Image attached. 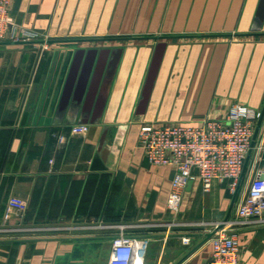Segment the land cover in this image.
I'll return each instance as SVG.
<instances>
[{
  "label": "crops",
  "instance_id": "0c3cea01",
  "mask_svg": "<svg viewBox=\"0 0 264 264\" xmlns=\"http://www.w3.org/2000/svg\"><path fill=\"white\" fill-rule=\"evenodd\" d=\"M10 14L39 37L0 42V229L126 224L150 239L144 264H207L209 227L147 232L173 221L176 168L149 164L139 129L262 111L264 0H11ZM11 197L28 206L6 220ZM233 198L195 179L174 221H223ZM8 232L0 264H108L117 233ZM238 240L240 264H264V228Z\"/></svg>",
  "mask_w": 264,
  "mask_h": 264
},
{
  "label": "built area",
  "instance_id": "2783aa9c",
  "mask_svg": "<svg viewBox=\"0 0 264 264\" xmlns=\"http://www.w3.org/2000/svg\"><path fill=\"white\" fill-rule=\"evenodd\" d=\"M10 5L11 0H0V42L37 39L38 34L15 23ZM260 114L255 108L234 104L221 120L204 119L194 126L155 122L140 126L138 143L149 164L155 167L174 165L176 168L166 203L167 211L174 216L181 212L184 191L195 179L201 182L205 193H209L216 182H228L230 192L235 193ZM87 131V125H78L71 132L85 134ZM261 135L262 129L246 168L245 188L238 193L235 211L228 220L198 224L173 220L156 226L166 228L167 234L180 226L209 227V232L214 234L209 238L212 255L207 264H240L238 232L264 228V136ZM27 206L23 199L11 197L5 219L8 220L13 211L25 212ZM130 227L126 224L103 227L117 231L112 239L108 264H144L150 239L128 234ZM182 242L188 245L191 240L184 236Z\"/></svg>",
  "mask_w": 264,
  "mask_h": 264
},
{
  "label": "rangeland",
  "instance_id": "374dc122",
  "mask_svg": "<svg viewBox=\"0 0 264 264\" xmlns=\"http://www.w3.org/2000/svg\"><path fill=\"white\" fill-rule=\"evenodd\" d=\"M245 178L246 177H243V180L241 182L240 192L242 190H244V188H245V180H246ZM170 214H171V218H173V220L175 218H177V215L174 216V214H172V213H170ZM197 219H198V221L187 222V223H189V224H198V223H202V222H206V223L207 222H212V221H204L203 217L202 218H197ZM171 221H172V219H171ZM162 223H167V222H149V223L144 224V226L147 227V229H148L147 232L148 231L152 232L154 230L161 229V228L156 227V226L158 224L161 225ZM107 225H113V224H105V223L103 224V223H101V224H98V226L94 224V225H90V226H81V227H78V226H49V227H43V228H46V229L50 230L49 232L51 234H53V235H64L65 233L72 234V233H74V230L81 229V228H86V227H92V228H95V229H97L99 231H102L103 227H106ZM14 229H16V228H14ZM14 229H12V228H3V229H0V231L4 232V231H7V230H14ZM17 229H22V228H17ZM36 229H40V227H38ZM100 229H102V230H100ZM100 252L101 253L103 252V246L102 245L100 247Z\"/></svg>",
  "mask_w": 264,
  "mask_h": 264
},
{
  "label": "water",
  "instance_id": "95a60500",
  "mask_svg": "<svg viewBox=\"0 0 264 264\" xmlns=\"http://www.w3.org/2000/svg\"><path fill=\"white\" fill-rule=\"evenodd\" d=\"M242 36V35H241ZM263 121H264V106H263V109L261 111V114H260V117L258 119V122H257V125H256V128H255V133H254V137H253V141H252V145H251V150L249 152V155L246 159V162H245V165H244V169H243V173H242V176H241V180H240V183H239V186L237 188V190L235 191L234 193V198H233V201H232V204L230 206V209H229V212H228V215L227 217L224 219V221L228 220V218L230 217V214H231V211L233 209V206H234V203H235V200H236V197L238 195V192H239V189H240V185H241V182L243 180V177L245 175V172H246V168H247V165H248V162H249V159H250V156H251V152H252V148L254 147L255 143H256V140L259 136V133H260V130L262 128V124H263ZM262 177V176H261ZM190 184V183H189ZM48 229L46 228H43L41 227L40 229H36V228H22V229H14V230H7L9 231L8 233H27V232H31V231H46ZM60 230V229H59ZM5 231V232H7ZM50 231V230H49ZM214 234V232H211L208 237L210 238L212 235Z\"/></svg>",
  "mask_w": 264,
  "mask_h": 264
}]
</instances>
